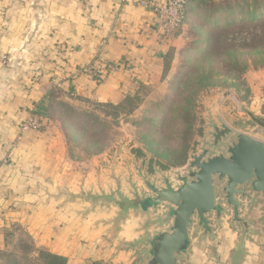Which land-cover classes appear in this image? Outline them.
Here are the masks:
<instances>
[{
	"label": "crops",
	"instance_id": "crops-1",
	"mask_svg": "<svg viewBox=\"0 0 264 264\" xmlns=\"http://www.w3.org/2000/svg\"><path fill=\"white\" fill-rule=\"evenodd\" d=\"M137 1L0 0V160L10 159L0 167L1 254L7 248L4 233L19 224L39 249L67 264L138 262L131 246L151 236L148 219L130 211L118 222L114 205L95 207L80 196L96 188L91 180L97 167L72 161L58 128L17 140L21 122L54 96L116 105L139 86L163 78L164 56L178 48L181 37L162 43L156 13ZM105 38L102 60L116 70L101 80L79 74L95 64ZM263 205L243 203L241 217L250 226L245 237L243 226L225 215L219 223L210 216L212 236L192 229L184 264H264Z\"/></svg>",
	"mask_w": 264,
	"mask_h": 264
},
{
	"label": "rangeland",
	"instance_id": "rangeland-1",
	"mask_svg": "<svg viewBox=\"0 0 264 264\" xmlns=\"http://www.w3.org/2000/svg\"><path fill=\"white\" fill-rule=\"evenodd\" d=\"M258 7L264 9V0H194L171 69L159 82H146L113 106L54 96L44 109H34L44 113L45 130L54 127L65 135L72 161L97 167L91 180L96 188L80 195L85 201L95 197V207H104L105 197H117L116 191L153 197L150 186L164 187L165 179L177 186L204 151L207 157L225 151L240 134L264 141V12L258 14ZM222 124L234 133L216 148L213 126ZM166 212L163 205L144 214L151 235L167 229L157 220ZM4 235L0 264H37L41 249L24 227L13 224ZM131 247L137 261L146 263L144 247Z\"/></svg>",
	"mask_w": 264,
	"mask_h": 264
},
{
	"label": "water",
	"instance_id": "water-1",
	"mask_svg": "<svg viewBox=\"0 0 264 264\" xmlns=\"http://www.w3.org/2000/svg\"><path fill=\"white\" fill-rule=\"evenodd\" d=\"M213 128L212 146L216 148L234 133L225 124L221 128ZM207 156L208 151H204L193 157L188 173L178 177L177 186L169 179H165L164 187L150 186L155 195L153 197L135 195L129 198L118 196V191L119 199L115 194L105 197L107 205L114 201L112 205L119 209L120 220L130 211L144 215L152 209L166 206V214L157 220L161 225L167 224V229L158 230L154 235L136 242L144 247V264H184L190 252L192 229L196 233L202 230L205 236H212V215L216 216V223L223 215L228 216L231 224L243 226V237L250 234L249 222L241 217V209L244 202L256 206L264 203L261 199L264 197V141L240 134L225 151ZM95 199L91 198L93 205ZM262 208L264 210V205ZM145 218L148 219L147 227L151 228V219L148 216Z\"/></svg>",
	"mask_w": 264,
	"mask_h": 264
},
{
	"label": "built area",
	"instance_id": "built-area-1",
	"mask_svg": "<svg viewBox=\"0 0 264 264\" xmlns=\"http://www.w3.org/2000/svg\"><path fill=\"white\" fill-rule=\"evenodd\" d=\"M128 1L129 0H120V3L124 4ZM193 1L194 0H167L165 3L158 4L152 3L153 0H138L137 2L142 7L154 10L158 20L157 29L159 30V40L162 43H168L180 35V31L184 26V21L187 16L188 8ZM108 42L109 38H105L100 42L96 64L80 68L78 70L79 74H86L95 80H101L106 74L116 70L115 64H103V62L100 60L104 49L108 45ZM60 85L61 84L59 83H55L56 87H60ZM43 114L44 113L37 112V110H35L27 115V117L19 125V135L17 138L18 141H20L22 135L27 132H39L45 130L48 127L44 122ZM5 162H7V160H2L0 165L6 164Z\"/></svg>",
	"mask_w": 264,
	"mask_h": 264
},
{
	"label": "trees",
	"instance_id": "trees-1",
	"mask_svg": "<svg viewBox=\"0 0 264 264\" xmlns=\"http://www.w3.org/2000/svg\"><path fill=\"white\" fill-rule=\"evenodd\" d=\"M263 10L264 9L262 8L260 9V7H258V14L261 12H264ZM237 11L242 12V9L238 8ZM249 16L252 19L255 17L254 14H249ZM186 20H187V16L185 18L184 25H185ZM181 31H180V34H181ZM174 52H175V48H170V50L164 56V76L163 77H166L168 72L171 69ZM103 105L113 106L112 104H103ZM36 262L37 264H67V259L64 257L58 256V255H54L52 253L46 252L44 250H39L38 257L36 258Z\"/></svg>",
	"mask_w": 264,
	"mask_h": 264
}]
</instances>
